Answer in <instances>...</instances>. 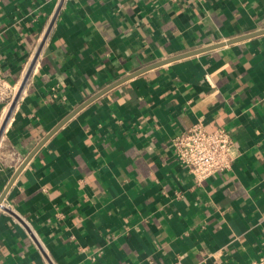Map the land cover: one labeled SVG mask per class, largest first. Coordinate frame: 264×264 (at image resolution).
Here are the masks:
<instances>
[{
    "label": "crops",
    "instance_id": "1",
    "mask_svg": "<svg viewBox=\"0 0 264 264\" xmlns=\"http://www.w3.org/2000/svg\"><path fill=\"white\" fill-rule=\"evenodd\" d=\"M263 28L264 0H0L3 72L20 87L30 71L4 128L0 103V196L42 139L115 81ZM199 121L227 129L239 152L201 183L171 147ZM254 261L264 264V33L94 98L0 204V264Z\"/></svg>",
    "mask_w": 264,
    "mask_h": 264
},
{
    "label": "built area",
    "instance_id": "2",
    "mask_svg": "<svg viewBox=\"0 0 264 264\" xmlns=\"http://www.w3.org/2000/svg\"><path fill=\"white\" fill-rule=\"evenodd\" d=\"M18 91L19 87L6 78L0 57V103L4 104V108L10 107ZM171 147L197 183L231 169L239 153L236 140L227 129L220 127L210 130L200 121L177 134L171 141ZM252 264H261V261Z\"/></svg>",
    "mask_w": 264,
    "mask_h": 264
},
{
    "label": "water",
    "instance_id": "3",
    "mask_svg": "<svg viewBox=\"0 0 264 264\" xmlns=\"http://www.w3.org/2000/svg\"><path fill=\"white\" fill-rule=\"evenodd\" d=\"M55 17L56 15L54 16L52 22H51V25L50 27L53 25L54 21H55ZM50 27L48 29V31L46 32V35H45V39L49 33V30H50ZM264 33V28L263 29H260L258 31H255V32H252V33H247V34H244V35H240V36H237V37H234V38H231V39H227L225 41H221V42H218V43H214V44H211V45H207V46H204V47H200V48H197V49H194V50H191V51H187V52H184V53H181L179 55H176V56H173V57H170L168 59H164V60H161V61H158V62H155V63H152L150 65H147L145 67H142L140 69H137L136 71H133L132 73H129L128 75L122 77L121 79L115 81L114 83H112L109 87L103 89L101 92H99L97 95H95L94 97H91L90 99H88L85 103H83L80 107H78L75 111H73L68 117H66L62 122H60L50 133H48V135H46L44 137V139H42V141L29 153L28 157L25 159V161L20 165V167L17 169L16 173L14 174L12 180L10 181L6 191H4V193H2V195L0 196V204L2 203L3 199H4V196H5V193L7 192L9 186L13 183V181L15 180V178L17 177V175L20 173V171L23 169V167L26 165V163L29 161V159L34 155V153L37 151V149L42 145V143L54 132L56 131L66 120H68L74 113H76L79 109H81L83 106H85L86 104H88L90 101H92L94 98L98 97L99 95L105 93L106 91H108L109 89L125 82L126 80L134 77V76H137L149 69H152V68H155V67H158L160 65H163L165 63H168V62H171V61H174V60H178V59H181V58H185V57H189V56H193V55H196V54H199V53H203V52H206V51H210L212 49H216V48H219V47H222V46H225V45H229L231 43H235V42H238V41H241V40H244L246 38H249V37H252V36H255V35H259V34H262ZM38 55H36L35 57V60L37 58ZM29 73L30 71L27 73L25 79L23 80L22 84L20 85L19 87V91H18V95L17 97L14 99V101L11 103L10 107H9V110H8V113L6 115V118L3 122V125H2V128H4L6 122H7V119L9 118V115L10 113L12 112L14 106L16 105L17 103V100L24 88V85L27 81V78L29 76ZM2 130V129H1Z\"/></svg>",
    "mask_w": 264,
    "mask_h": 264
}]
</instances>
